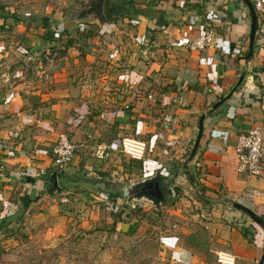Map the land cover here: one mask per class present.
Instances as JSON below:
<instances>
[{
  "label": "crops",
  "instance_id": "0c3cea01",
  "mask_svg": "<svg viewBox=\"0 0 264 264\" xmlns=\"http://www.w3.org/2000/svg\"><path fill=\"white\" fill-rule=\"evenodd\" d=\"M247 1L254 3L107 0L126 18L109 26L111 31L100 28L98 48L86 53V58L85 45H79L85 46L81 50L70 48L64 59L80 66L89 63L78 83L33 92L18 86L1 95L0 200H7L5 193L14 190L20 192L15 211L50 202L51 195L43 194L46 176L36 180L31 172L52 167V149L60 133H67L80 146L62 177L72 185L93 186L95 168L110 166L116 152L122 153L119 143L124 136L114 139L119 129L146 141L149 153L154 152L144 161L146 174L168 172L162 163L167 158L163 150L174 140L168 160L183 163L184 175H190V168L199 176L198 182L192 180L196 194L205 196L214 209L207 217L202 214L206 220L199 224L205 229L163 237L161 248L182 264H215L221 250L233 253L237 264H261L264 228L224 204L238 202L264 221V176L240 174L235 154L238 136L264 121V17L257 15L254 50L247 59L252 25ZM206 20L217 32L219 49L192 53L187 44ZM107 34L114 38L111 42L105 40ZM46 42L48 51L54 42ZM145 42H150V48L143 46ZM115 47L120 55H113ZM243 73L245 79L235 90ZM222 98L226 101L209 113ZM203 114H207L204 135L186 167L184 154L197 139ZM113 132L117 136L108 138ZM89 156L95 157L94 162ZM84 173L89 179L78 177Z\"/></svg>",
  "mask_w": 264,
  "mask_h": 264
},
{
  "label": "rangeland",
  "instance_id": "374dc122",
  "mask_svg": "<svg viewBox=\"0 0 264 264\" xmlns=\"http://www.w3.org/2000/svg\"><path fill=\"white\" fill-rule=\"evenodd\" d=\"M74 2L0 0V97L18 86L25 92H33L67 89L79 82L89 63L84 61L80 66L64 57L69 56L70 48L75 46L81 50L86 46L83 53L86 58V53L98 48L100 35L95 29L74 25ZM114 18L117 22L126 17L117 13ZM113 23L103 29H109ZM88 38L92 39V45L83 43ZM40 39L54 45L48 51L44 46L36 53L35 46ZM111 39L114 38L108 36L105 40L111 42ZM120 54L118 48H113V55ZM93 82L96 86L97 82ZM2 118L4 114L0 111V130ZM117 131L119 136L113 132L108 138L119 139L120 134L131 136L122 134L121 129ZM194 145L195 142L184 154L185 162ZM162 147L160 144L159 148ZM116 153L110 166L95 168L96 175L91 178L93 186L72 185L62 178L66 169L54 171L59 173L58 189L47 193L51 195L48 204L42 202L33 208L24 206L15 211L20 192L5 193L7 200H0V264H182L161 248L162 238L188 234L191 229L198 232L205 229L199 224L206 220L202 214L207 217L214 207L205 196L196 194L192 180L198 182L199 176L190 168V175H184L183 163L169 161V156L162 162L168 172L146 174L145 167L143 170L140 167L142 163ZM149 154L152 156L154 152ZM159 159L157 156L156 160ZM156 174L167 188L164 201L155 204L147 198L140 199L136 209L130 208L128 198L132 200L131 194H140L131 191V186ZM178 174L181 177L177 179ZM78 177L89 179L86 173ZM201 191L206 190L201 188ZM127 193L131 194L126 196ZM232 202L224 204L232 207Z\"/></svg>",
  "mask_w": 264,
  "mask_h": 264
},
{
  "label": "built area",
  "instance_id": "2783aa9c",
  "mask_svg": "<svg viewBox=\"0 0 264 264\" xmlns=\"http://www.w3.org/2000/svg\"><path fill=\"white\" fill-rule=\"evenodd\" d=\"M253 7L258 16L264 17V0H254ZM218 41L217 32L213 24L206 20L196 38L188 42L187 48L192 53L216 51V49H219ZM86 43L92 45V39H87ZM149 43L145 42L143 46L148 49L150 48ZM1 47H4V43H2ZM126 108L128 109V107ZM261 109L264 118V97L262 98ZM175 145L176 142L174 140L168 141L163 154L169 156L170 149ZM79 147L77 143L70 139L67 133H60L52 149V167L48 169L36 168L31 172L32 178L40 180L48 174L54 173V171L67 169V167L71 166ZM119 149L130 160L139 162H144L149 152L147 142L134 136L123 137L119 143ZM235 154L240 174L253 177L264 176V121L261 127H254L238 136ZM138 201L131 202L130 208L136 209ZM215 264H237V257L231 252L221 250L216 253Z\"/></svg>",
  "mask_w": 264,
  "mask_h": 264
},
{
  "label": "water",
  "instance_id": "95a60500",
  "mask_svg": "<svg viewBox=\"0 0 264 264\" xmlns=\"http://www.w3.org/2000/svg\"><path fill=\"white\" fill-rule=\"evenodd\" d=\"M75 2L73 5H75L74 13L76 16L74 17L73 23L75 25H84V24H90V25H97L99 28H103L105 25H110L111 22L107 19L105 9L108 6L107 5V0H74ZM247 5L250 9V16L252 20V25H251V32H250V40L249 42V54L247 56V59H249L254 50V45L256 41V36H257V24H258V19H257V13L254 10L253 4L250 1H247ZM46 40L40 39L38 40L37 46H35L36 53H39L44 49V46H46ZM246 74H242L240 76L239 81H237V84L235 86V90L242 84V81H244ZM226 101V98L220 99L216 104L213 105L209 113H212L213 111L217 110L224 102ZM207 117V114L201 115L199 119V128H198V136L195 141V145L193 147V150L191 152V155L189 156L188 160L186 161V164L184 166L187 167V164L195 157L199 147L201 140L204 135V124L205 119ZM53 183H54V188L58 189V174L52 173L51 176ZM143 186L142 193L139 195H135L134 198L131 200L128 198L129 202L132 201H138L140 199H149L152 201V198L158 199L159 204H161L164 201V191L165 187L161 188L160 186V181L158 175H154L150 178L145 179L144 181L134 184L131 186L132 189L136 187ZM153 189V191H149ZM128 196V194H126ZM153 202V201H152ZM232 208L238 211H242L245 214H247L250 219L259 225L260 227L264 228V221L252 210L249 208L245 207L244 205L239 204L238 202H233L231 203ZM264 263V257L261 261V264Z\"/></svg>",
  "mask_w": 264,
  "mask_h": 264
},
{
  "label": "trees",
  "instance_id": "16d2710c",
  "mask_svg": "<svg viewBox=\"0 0 264 264\" xmlns=\"http://www.w3.org/2000/svg\"><path fill=\"white\" fill-rule=\"evenodd\" d=\"M128 3L127 4H130V5H132V6H134L132 3V1H127ZM107 7H106V9H105V13H106V16H107V19L111 22V23H113L114 21H115V18H114V15H117V11H116V9H117V7L115 6V5H113V4H110V3H107ZM135 7V6H134ZM114 12V13H113ZM119 15H122L121 13H118ZM81 26H86L87 28H89V29H95L96 31H97V33H99V35H100V28L97 26V25H90V24H84V25H81ZM87 34H88V36L89 35H91L90 33H88L87 32ZM95 35V34H94ZM70 46H68V48H69ZM252 57V56H251ZM134 162H139V161H134ZM139 163H142L141 165H140V167H141V169L143 170L144 169V167L142 166L144 163H143V161L142 162H139ZM58 175H59V173H57ZM51 176V174L49 175V176H46L45 177V186H46V190H45V192H47V193H51L52 192V190L53 189H55L54 188V183H53V180H52V177H50ZM161 179V178H160ZM192 180V179H191ZM177 188V187H176ZM178 190V189H177ZM167 192V191H166ZM165 195H166V193L164 194V198H165ZM152 201L155 203V204H158L159 203V201H158V199H153L152 198Z\"/></svg>",
  "mask_w": 264,
  "mask_h": 264
},
{
  "label": "flooded vegetation",
  "instance_id": "af4514ba",
  "mask_svg": "<svg viewBox=\"0 0 264 264\" xmlns=\"http://www.w3.org/2000/svg\"><path fill=\"white\" fill-rule=\"evenodd\" d=\"M159 181H160V178H159ZM160 186H161V188H163V187H165V191H164V194L166 193V185H164V183H162L161 181H160ZM142 189H143V186H140V187H136V188H134V189H132L131 191H139L140 192V194L142 193ZM150 192L151 191H153V189H151V190H149ZM133 193H135V192H133ZM128 194V196H129V194H131V193H127ZM132 196L134 195H138V194H131Z\"/></svg>",
  "mask_w": 264,
  "mask_h": 264
}]
</instances>
